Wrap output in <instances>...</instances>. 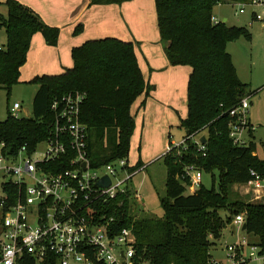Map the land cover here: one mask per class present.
<instances>
[{
  "label": "trees",
  "instance_id": "1",
  "mask_svg": "<svg viewBox=\"0 0 264 264\" xmlns=\"http://www.w3.org/2000/svg\"><path fill=\"white\" fill-rule=\"evenodd\" d=\"M126 1L129 0H89V4ZM248 1L154 0L159 42L167 61L171 66L191 68L187 116L178 127L184 132V142L177 147L169 143V150L161 158L166 170L165 193L159 198L163 216L156 219L131 213V188L93 205L97 219L113 218V234L123 228L131 230L133 264H214L208 249L220 237L224 225L230 223V218L222 220L217 212L227 207L233 216L245 213V233L257 237L264 248V204L243 203L230 194L231 187L252 178L251 172L264 180V161L255 155L254 144L237 147L228 136L229 123L234 121L230 111L243 96L255 91L239 80L226 46L240 37L249 40L250 35L246 29L227 26L223 21L211 23L217 5ZM0 7L4 10L0 13V30L5 34V44L0 49V90L9 93L12 86L19 84V69L26 61L31 37L39 33L48 46L54 47L59 29L46 25L37 13L15 0H5ZM80 31L78 25L74 34ZM71 59L72 68L63 73L30 81L37 86L32 117L14 119L8 112L0 122V142L11 153L24 144L33 147L53 127V101L81 93L80 120L87 127V154L92 164L127 160L134 129L130 107L140 95L146 99L151 90L141 75L133 44L115 38L87 41L72 48ZM143 105L144 101L140 106ZM199 135L206 140L203 152L195 143ZM142 166L138 160L129 171ZM190 170L211 174V187L206 189L200 184L186 194ZM213 171L218 172L217 189ZM17 264L54 262L36 263L23 256Z\"/></svg>",
  "mask_w": 264,
  "mask_h": 264
},
{
  "label": "built area",
  "instance_id": "2",
  "mask_svg": "<svg viewBox=\"0 0 264 264\" xmlns=\"http://www.w3.org/2000/svg\"><path fill=\"white\" fill-rule=\"evenodd\" d=\"M232 6L237 7L235 15L246 14L258 23L264 36V0ZM219 22L222 21L211 17L212 25ZM255 93L264 97V84ZM254 94L243 96L229 113L234 121L229 123L228 136L237 147H247L252 142L255 129L247 114ZM82 101L81 93L53 101V127L33 147L24 144L11 153L0 142V264H17L23 256L36 263L133 264L131 230L123 228L113 234V218L97 219L93 205L125 194L132 178L143 168L129 171L132 166L126 159L92 164L87 154V127L80 120ZM20 110V103L15 102L8 112L19 119ZM199 138L195 143L203 152L205 146ZM187 175L188 189L193 191L201 184V173L190 170ZM250 175L249 181L236 186L259 200L264 197V180L254 172ZM104 177L109 179V186L96 187ZM244 224L245 213L241 212L227 227L234 235L236 228L242 230ZM221 250L224 259H211L214 264H264V248L255 240L239 239L224 244Z\"/></svg>",
  "mask_w": 264,
  "mask_h": 264
},
{
  "label": "crops",
  "instance_id": "3",
  "mask_svg": "<svg viewBox=\"0 0 264 264\" xmlns=\"http://www.w3.org/2000/svg\"><path fill=\"white\" fill-rule=\"evenodd\" d=\"M4 1L0 0V3ZM15 1L32 9L46 25L59 29L54 47L48 46L39 33L31 37L26 61L19 69V83L35 77L59 75L72 68V48L87 41L115 38L133 44L141 75L151 90L146 99L142 94L130 107L134 120L130 146L135 148L139 145L138 151L149 148L150 140L146 136L154 138L152 145L159 147L155 152L151 149L145 162L162 158L169 148V144L165 146L164 142L166 135L169 137L170 130L179 127L180 121L187 116V83L191 68L171 66L167 61L159 42L154 0H129L108 5H90L89 0ZM150 9L151 15H154L151 19L148 14ZM78 25L81 31L74 34ZM142 101L144 105L140 106ZM157 134H160L159 141L155 136ZM156 142L161 143L155 145ZM129 161L127 157L128 164L134 166L136 159L131 163ZM142 165L144 170L146 166ZM248 236L258 241L257 237Z\"/></svg>",
  "mask_w": 264,
  "mask_h": 264
},
{
  "label": "rangeland",
  "instance_id": "4",
  "mask_svg": "<svg viewBox=\"0 0 264 264\" xmlns=\"http://www.w3.org/2000/svg\"><path fill=\"white\" fill-rule=\"evenodd\" d=\"M236 8L237 7L232 6V3L229 4V2L220 4L214 7L212 15L220 21L226 19L227 21L225 24L227 26L242 27L249 33V40L240 37L234 42H229L226 46V51L231 56L239 80L242 83L249 84L251 91H256L264 84V36L259 24L251 21L248 15H235ZM153 10L156 17L154 1ZM150 11L151 9L148 10V14L151 19L154 15H151ZM2 12H4V10L0 9V13ZM4 44L5 34L3 30H0V45ZM30 81H20L21 83L11 87L9 93L3 89L0 90V122L6 118L8 109L15 102H19L21 105V110L19 111L20 118L32 117V98L37 86L36 84L30 83ZM250 102L251 105L248 109L247 116L255 129L252 134V143L255 146V155L260 160L264 161V146L262 145L264 143V97L261 93H255L251 96ZM159 135L160 134L155 135L158 141L160 140ZM183 136L184 132L182 129L173 127L170 130V136L168 137L166 135L164 139L165 146L170 143V146L177 147V145L183 141ZM146 139L150 140L148 143L151 147L145 148L142 142L143 149L138 151L139 145L135 148L131 145L128 153L130 163L136 159V162L140 160L141 163L146 166L144 170L136 174L131 180L130 188L133 193L134 201L131 199L132 201L130 203L132 205H130V212L136 217L160 219L163 216V211L159 204V198L165 193L164 184L166 170L161 157L145 162L148 156H150L151 149L155 152L159 147L152 145L151 142L154 138L150 139L146 136ZM159 143L156 142L154 144L159 145ZM213 175L214 187L217 189L218 172L213 171ZM201 185L206 189L211 187V174L201 173ZM195 190H197V188H194L193 191L187 188L186 194L192 193ZM230 194L232 198L243 203L264 204V197L255 200L256 195H246L244 189L236 185L231 187ZM230 210V207L220 208L217 212L222 220L230 218L231 223L235 215L233 216L234 212L231 213ZM239 239L254 241L253 237L247 236L245 231H242L239 227L236 228V233L233 235L231 230L227 227V224H225L220 231V237L209 247L208 254L213 260L223 261L224 253L221 247H223L224 244L232 243Z\"/></svg>",
  "mask_w": 264,
  "mask_h": 264
},
{
  "label": "water",
  "instance_id": "5",
  "mask_svg": "<svg viewBox=\"0 0 264 264\" xmlns=\"http://www.w3.org/2000/svg\"><path fill=\"white\" fill-rule=\"evenodd\" d=\"M225 22H226V20H223V23H225ZM199 142L201 144H206V140H205V138L203 136L200 137ZM109 184H110L109 179L107 177H104V178H102L101 180H99L96 183V187H98V188H107L109 186ZM245 229H246V225L244 224L242 226V231H245Z\"/></svg>",
  "mask_w": 264,
  "mask_h": 264
}]
</instances>
